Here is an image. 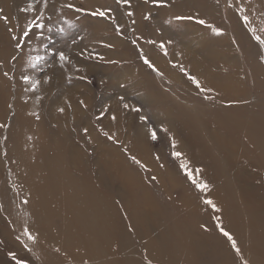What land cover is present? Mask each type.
Masks as SVG:
<instances>
[{
  "label": "rangeland",
  "instance_id": "1",
  "mask_svg": "<svg viewBox=\"0 0 264 264\" xmlns=\"http://www.w3.org/2000/svg\"><path fill=\"white\" fill-rule=\"evenodd\" d=\"M197 1L202 4L189 9L185 6L179 12L178 6L185 4L183 3L184 0H167L166 6L153 4L152 0H130V4L127 6L118 5L116 0H47L46 7L44 6V0H39L36 12L25 13L21 9L27 6L29 0H0V51L7 50L4 56L0 55V163L4 169V175L0 174V264H16V260H13L9 253H15L18 260L23 259L27 264L46 262L43 258L40 260L39 257L35 256L36 253H39L38 250L43 249L48 254L52 247H59V244L54 243L53 240L62 242L68 237L61 227L62 217L56 215L52 219V223L56 222V226H53V230H47L53 238L51 241L47 239V243L34 244V247L27 243L24 234L25 229L22 228V226L26 228V216L23 215L26 212L21 209L20 205V202H24L27 198L24 195H19L16 186H14L16 180L21 178L14 174L13 165L18 166L14 145L15 143L19 144L18 138L23 128V116L19 117V114L22 110L25 113L24 109L17 107V102L22 101L24 103L25 99L27 101L29 99L30 102L37 97L40 99L38 104L40 108L29 111V115L33 117V120L36 119L37 123H32L26 137L29 143L38 145L37 140L32 136L38 132L42 121L47 124V117L44 116L42 110L62 93L71 92L72 90L74 92L73 103L75 101L80 110V114L77 113L74 116L78 118V123L76 124L77 128H73V130L76 129L78 136L82 134L89 138L86 139V142L78 143V147L80 148L79 151L84 152L85 155L84 158L81 155L82 161L89 164V170L95 171V175L90 174L91 172H84L82 175L85 174V177L91 176L96 181L98 170L96 164L100 165L99 170L102 171L105 180L100 189L105 194L103 195L104 198L112 204H105L104 210L96 208L94 205L90 207V223L85 221L83 227L76 228L78 230L76 234L79 245L70 249L64 245L60 251L61 253L58 254L60 258L58 264H63L61 263L62 258H68L81 249L87 256L91 255V251L87 248L88 245H82L87 242V235L90 233L89 226L98 224V229L101 232L104 228L101 226L104 223L102 216L108 212L113 215H111L113 224L111 223L112 226L108 228V240L112 239L108 250L118 251L116 250V240L118 242L116 233L127 234V222L123 216V208L121 211L117 206L120 207L123 200L131 204L129 199L134 197L131 190L124 189L126 186L125 179L119 175L118 170L111 168L109 171L106 169L104 157L102 156L103 153H106V149H111L112 152L117 153L119 165L128 167L135 174H132L133 179L137 178L140 181L143 179L141 176H145L146 179L142 180L143 186L150 183L144 189L149 196L151 194L149 202L152 204L157 203L156 208L154 209L149 202L145 201L143 188L136 189L133 192V195L137 198H134L137 208L148 213L152 212V208L159 211L161 207H164L166 211H163V214L169 215L171 211L176 213L177 219L175 220L178 222L176 225L179 226L182 236L177 237L175 230L173 238H171L172 246L174 243L179 244L176 251L173 250V259L181 258L183 253L186 254L185 264H200V262L203 264L204 257L209 258L213 264H217L216 259L214 261V258L217 257L212 258L211 254V250L216 248L206 246L210 244V241L205 240L206 245L201 244L202 252L199 251V245L203 239L202 232H218L221 240L220 244L232 246L231 241L220 230L221 228L225 230V227L221 222L215 220L214 208L204 202L208 199L212 200L210 189L215 185L211 176L205 181L201 180V174L206 173H204L206 161L201 157L197 161L196 167L191 171L197 182L207 183L209 191L197 188L190 179H183V177H187V174L185 169L181 168L182 155L180 157L173 155L174 152L182 153L179 149L180 145L177 142L178 140L175 142L171 140L176 137L177 132H173L167 122L169 123V117H172L175 121L180 120L182 128H185V123H188L191 131V126L199 127L200 125L211 124V120L214 121L218 115H229V112H231L229 109L231 107L225 106L223 100L234 98L229 93L232 90L237 97L236 101L248 103L247 108L244 106L235 107V112L242 116L252 114L254 118H257L255 114L259 113L260 109L249 104L255 103L264 106V60L261 59L264 56V46L259 45V42L253 38L250 31L253 28L250 25L253 24L251 22L257 20L248 19L247 22L244 21L243 16L247 15L238 1H235V3L234 0ZM67 5H73L74 7L69 8ZM102 6L112 8L114 22L113 20L93 17L88 14L90 11ZM208 7H211V9ZM77 8H82L85 11L77 12L75 10ZM129 11L133 13L131 17L127 15ZM149 13H151L150 17L145 19V16ZM41 15L42 20L37 22L43 23L45 27L42 29L34 28L33 32L36 35L30 33L32 38L26 41L22 49H16V42L12 40V35L20 36L27 23ZM188 15L203 19L206 24L200 25L194 20L175 19L176 16ZM4 17H7V20ZM217 17L219 18L216 19ZM117 25H120L119 32L116 30ZM209 25L222 29L223 34L217 36ZM9 29L12 30L11 33ZM241 33L244 34V39ZM256 35L264 39V31H260L259 28L256 30ZM149 41H155V43ZM169 41L171 43H168ZM161 42L165 46L164 49L160 47ZM180 43L185 48L193 51L192 58L188 59L186 55L182 60L173 58V54L178 55V57L183 54L177 51L181 49ZM148 45L150 46L149 53L148 50L145 51V47ZM210 47L214 48L215 54L210 51ZM205 49L214 55L208 54V62H206L213 63L212 72L221 73L225 77L231 76V79H233L232 84L222 90L215 89L214 85H217L216 83L209 85L200 83L201 88L211 89V91L213 89L214 91L211 94H208L207 91H201L189 79V76H194L192 69L188 67L189 64L198 67L206 64L205 60L202 59V57L206 58L207 56ZM165 50L167 54H165ZM61 51L69 58L63 66H61L58 59V53ZM186 51V49H183L184 54ZM13 56H16L17 59L13 60ZM36 56H40L42 59L36 63L35 67H32L33 61L31 58ZM142 56L147 57L154 67L145 64ZM158 58H161L164 62L162 66L158 65ZM187 60L189 61L187 62ZM176 71L183 78V81L172 80L169 73ZM4 73L8 75L5 76ZM25 75L31 78L30 82L26 83L22 79V76ZM46 78H50L47 83H45ZM37 80L40 83L33 89L32 83ZM27 95H29V98H26ZM18 98L20 100H17ZM121 98L123 99L121 100ZM81 101H83V104ZM115 103L119 115L116 120L122 119V122L120 127H118V124L115 125V122L106 127L103 124L105 120H109L111 106ZM72 104L66 103L69 114L66 110L63 114L58 111L57 119L56 117L55 119L58 121L62 119L61 121L65 123L73 121L71 119ZM125 104L128 107H125ZM194 104L202 108V111L198 110L199 113L203 114L200 117L202 121L197 120V116L192 117L193 120H189V118L187 120L188 115H193L192 112H196ZM129 105L132 106V109ZM174 106L181 108V110ZM135 109H139V111ZM185 109L189 111H185ZM262 110L264 111V109ZM166 113L169 114V117L165 116ZM128 116L131 117V129L124 119ZM141 117H144V119H141ZM229 118L231 117L225 120L230 124L229 135L233 134L237 142L242 143L247 140L257 142L258 138L256 136L250 138L244 136L238 140L236 132H244V130L234 125L235 120L232 119L233 117ZM61 124L63 123L61 122ZM181 126L178 128H181ZM220 127L227 130L224 125ZM48 128L54 129L50 124H48ZM152 130H155L157 135L155 140L151 138ZM64 131H67V128L64 127ZM142 132H144V135H141ZM57 133L56 131L52 135ZM77 134L72 133L74 140L77 139ZM91 135H94V137ZM12 136L14 137L13 141L11 140ZM190 137L188 132H183L184 141L189 145H191L190 139L194 142V139ZM196 142L200 143L198 138H196ZM103 144L107 145V148ZM191 148L199 154L194 146ZM33 149L38 150V146L33 147ZM53 150L55 151L54 147ZM63 150L64 148H61V151ZM257 153L260 154V152ZM12 154H15L14 157H12ZM32 156L35 158L37 154L32 151ZM132 157L136 158L135 161ZM128 169L127 171H129ZM196 169H200V172L197 173ZM248 171L256 173V177L252 180L249 179L248 183L256 186L257 182H262V175L258 171L255 172L254 169ZM71 172L73 173L75 170ZM74 175L78 179L87 180V178L81 177V174ZM127 181L131 183L130 179ZM97 185L98 183L95 182L94 187ZM2 188H5V190L2 191ZM181 190L196 197L194 204L183 206L185 204H182L180 198L182 195L178 194V191ZM253 192L262 195L261 202L264 203V190L257 188ZM1 193L5 195V200L1 198ZM103 196L96 202L102 203L105 200H102ZM161 201L163 204L160 206ZM15 209H18V212H15ZM75 209L78 208L73 207L70 211L77 214L78 212H75ZM168 215L164 218L165 226L163 230H166V233L174 228L171 224L174 218L170 220L167 217ZM191 215H195V218L190 221L191 224H188V230H193L197 238L188 234L186 229H183L185 218L188 221V216ZM197 215H204L205 219H196ZM199 220H205L207 223L202 224ZM156 222L150 225L149 228L152 227V232H159L161 237H165L162 235L163 232L161 233L163 230L155 231L153 228L157 225ZM33 230L41 234L40 230ZM132 230L130 233H135ZM94 232H98V230L95 229ZM144 232L146 231L144 230ZM33 235L39 236L37 233ZM80 236H86L84 237L86 240H81ZM163 240L160 237L156 238L151 244L153 249L155 250L157 246L162 245L170 247V242L163 243ZM127 245L134 249L135 242L130 241ZM234 253L236 254V263L234 264H242L243 258L241 259L240 252ZM115 254L117 258L113 261H122L121 256L118 258L119 254ZM48 256L52 261L53 257L49 254ZM112 257L114 256L112 255ZM164 258L163 261L157 259V262L168 264V256ZM87 259L84 258L83 262L72 260L68 264H99L103 261L102 258L95 256ZM84 260L86 261L84 262ZM154 260L155 258L150 264H155ZM145 264H149L147 258ZM218 264L231 263L222 261Z\"/></svg>",
  "mask_w": 264,
  "mask_h": 264
},
{
  "label": "bare ground",
  "instance_id": "2",
  "mask_svg": "<svg viewBox=\"0 0 264 264\" xmlns=\"http://www.w3.org/2000/svg\"><path fill=\"white\" fill-rule=\"evenodd\" d=\"M184 1L185 2L183 3L185 4H180V6H178L179 12L182 11L181 9L185 6H187V8L189 9L198 7L202 4L197 0ZM235 1H238L239 5L246 13L248 19L257 20V23L251 22L253 24L250 25L256 30L257 28H259L260 31H264V0H234V3ZM208 8L211 9V7ZM218 18L219 17H217L216 19ZM241 36L244 39L243 33H241ZM180 46L181 49L176 50L178 51V53H183L182 56L178 57V55L176 56V54H173V58L182 60L185 55L188 59L190 57H193V51L185 48L184 46H182V44ZM149 47V45L145 47V51L148 50V53L150 51ZM183 49L187 50L185 54L183 52ZM204 51H206V49ZM210 51H213V54H215L213 47H210ZM210 51H206V58L202 57V59L205 60V63L208 62V54L214 56ZM0 52V55L4 56L7 50L3 49ZM197 54L199 55V53ZM149 57L151 58V55ZM158 59V65L162 66L164 62L161 58ZM188 61L189 60H187V62ZM218 64H220V62H218ZM188 67L192 69L193 75L203 85L216 83L217 85H214L215 89L218 90L219 88L220 90H222L225 89L226 86H230V84H232L233 79H231V76L225 77L221 73L212 72L211 67H213V63H206L202 66L199 65V67L194 64H189ZM169 74L172 80L175 79L183 81V78L179 76L177 71L170 72ZM212 91L214 90L212 89ZM212 91H207V93L211 94ZM229 93L231 94V97L234 98L223 100V104L225 106L231 107L229 108L231 110V112H229V115H218L214 119V121L211 120V124L200 125L199 127L191 126L192 131L190 130L188 123H185L186 127L182 128L180 120L175 121L172 117H169V114L167 113L165 114V116L169 117V123L167 122L169 128L172 129L173 132H177L176 137L171 140L172 142L178 140L177 142L180 145L179 149L182 152V161L186 163L187 168L191 170L196 167V164H198L197 161L200 160L201 157L206 161V163L204 164V173H206L201 174V180L205 181L209 176H211L214 180L213 184L215 185H213V187L210 189V195L212 196L210 198L216 205V208L213 209L216 215L215 220H217V222L219 223L221 222L225 227V231L230 233L233 239L236 241V246L240 249L239 252L241 254V259L243 258L242 262L247 264H264V203L261 202L262 195L253 192L257 188L261 189L262 191L264 190V111L262 110L264 109V106L255 103L249 104L255 108L260 109L259 113L255 114L257 118H254L252 114L242 116L239 113L235 112L234 108L237 106H244L247 108L248 103H230V101H236L237 97L233 90ZM73 96V90L71 92L66 91L59 97L55 98L51 102V104H48L47 107L42 110V112H44V116L47 117V124L42 121L41 127L38 132L32 136L37 140L38 145L29 143L26 137L28 131L32 126V123H37V120H33V117L29 115V111L37 110L38 108H40L38 106V104L40 103V99H38L37 97L36 99H32L30 102L29 99L28 101L25 99L24 103H22V101L17 102V107L19 106L20 109H24L25 113L22 110V112L19 114V117L23 116V128L19 134V144L17 145L15 143L14 145L16 154L15 158L18 159V166L14 164L13 171L15 172V175L17 174L21 178L20 180H16V185L14 186H16L19 195H24L27 198L25 200L27 201V203H25V201L22 203L20 202V205L21 209L26 212L23 215L26 216V228L28 232L31 233L32 236H34V233H37L39 235L34 236L35 240H30L27 235L25 236V238H27V243L33 247L34 244L41 245L43 243H47V239L51 241L53 238L47 230H53V226H56V222L54 224L52 223V219L56 215H60L62 217L61 227L63 231L68 235V237L62 240V242L53 240L54 243L59 244V247H52L50 253H48L53 257L52 261L50 260L46 251H44L43 249L38 250L39 253H36L35 256L39 257L40 260L42 258L43 260H46V262H41L40 264H58L60 261L58 254L61 253L60 251L62 250L64 245L68 249L74 248L75 246L79 245V240L76 234L78 230L76 228L83 227L85 221L90 223V207H93L94 205L96 206V208L104 210L103 207L105 206V204H112L108 199L104 198L103 195L105 194L100 189L105 182L102 171L99 170L100 165L96 164L99 170V172L97 170L96 181L91 176L85 177V174L82 175V173L84 172H91L90 174L93 173L95 175V171L89 170V164H86L84 161H82V156L83 158L85 156L84 152L79 151L80 148L78 147V143L86 142V139L88 140L89 138L83 136L82 134L78 136L76 129L73 130V128H77L76 124L78 123V118L74 116L77 115V113L80 114V110L76 106L75 101L73 103ZM26 98H29V95H27ZM17 100H20V98H18ZM67 102L70 104L73 103L71 108V119H73V121L69 123L61 121L62 119H59V121L56 120L58 109H64L61 114H63L65 110L68 112V114L70 113L68 110V105H66ZM194 106L196 112H192L194 113L193 115H188L187 120L188 118L189 120H193L192 117L195 116H197V120H200V117L203 116V114L198 112V110L202 111V108L196 106V104H194ZM111 108L113 110L111 109L109 120H105L103 125L109 127L115 122V125L118 124V127H120L122 119H120L119 121L116 120V118L119 117L116 111L117 104L115 103L113 106H111ZM177 109L181 110V108ZM185 111L189 110L185 109ZM113 116L116 117L115 120L112 119ZM130 116L123 118L125 119V123H128L131 129L132 123ZM228 117H233L232 119L235 120L234 125L244 130V132H236L238 140L244 136H246L247 138L256 136L258 138L257 142L249 140L242 143L237 142L233 134L229 135L230 124L225 122ZM61 122L63 124H61ZM48 124L52 125L58 133L52 135L56 131H54V129H49ZM221 125H224L227 130L221 128ZM180 126L181 128H178ZM64 127L65 129L67 128V131H64ZM184 131L190 134L195 143L191 139V145L184 141ZM219 131L223 132L217 133ZM73 132L77 134L76 140L73 139ZM141 135H144V132H142ZM91 136L94 137V135ZM196 138L199 139L200 143L196 142ZM11 140H14L13 136L11 137ZM37 146L38 150L33 149V147ZM104 146H106L107 148V145ZM193 146L197 149L199 154L191 148ZM53 147L55 148V151L53 150ZM61 148H64V150L61 151ZM252 149L254 150L253 152ZM107 150L108 149H106V153L102 154V156L104 157V165L106 166V169L109 170L112 168L118 170L119 175L125 179L126 186L124 189L131 190L132 196L135 199L137 198L133 195V192L136 189L138 190L140 188H143L145 193L144 199L145 201L149 202L151 194L149 196L144 188L148 187L150 183L147 184V186H143L142 183V180L144 181L146 179L145 176H141L136 173L143 179L140 181L137 178L133 179L132 174H135L125 165H119V157L117 153L115 151L112 152L111 149H109L108 151ZM32 151L37 154L35 158L32 156ZM257 152H260V154ZM15 154H12V157H14ZM127 169L129 171H127ZM251 169H254L255 172L258 171L262 175V182H257L256 186H253L252 183H248L250 181L249 179L252 180L256 177V173H254V171L253 173H250L248 171ZM3 170V166L0 163L1 175H4ZM72 170H75V172H73L74 174H81V177L87 178V180L76 178V176L71 172ZM123 178L122 180H124ZM128 179L131 180V183L130 181H127ZM183 179L189 178L187 176L185 178L183 177ZM95 182L98 183L96 187H94ZM1 190L3 191L5 190V188H2ZM178 194L182 195L180 198L182 204H185L183 205L184 207L189 206L191 203L194 204L196 200V197L194 195H188L183 190L178 191ZM101 196H103L102 200H105L102 203H97L96 200L100 199ZM1 198L5 200V195L3 193H1ZM134 198L129 199L131 200V204L123 200L120 207L117 206V208L121 211L123 208L124 213H122L125 221L127 222V234L121 235L116 233V237L118 239V242L116 240V250H118L117 252L108 250L109 243L112 240H108V228L113 224V218L111 217L112 214L108 212L107 214H104L102 216V220L104 221V223L101 224V226L104 228L101 230V232L98 229V224L89 226L90 233L87 235V242L83 243L82 245H88L87 248L91 251V255L87 256L86 254H84L83 249H81L79 252L74 253L68 258H62L61 263L68 264L71 263L72 260L83 262L84 258L87 259L95 256L100 259L102 258L103 261L99 262V264H145L146 258L148 263L153 262V258H155L154 263L160 264V262H157V259L159 261H163L165 259L164 257L168 256V264H185L184 258L186 257V254L182 253L181 258H174L175 260L172 258L173 250L176 251L177 246L179 245L177 243H174L172 246L171 238H173L174 231L176 230L175 235L177 237L182 236L179 226L176 225L178 223L175 220L177 219L176 213L171 211L169 212V215L163 214L162 212L166 211L164 207H161L159 211L154 210L157 206V203L152 204L150 202V206L154 207V209L152 208V212L147 213L143 211V209L137 208L138 206ZM162 204L163 203L161 201L159 205L161 206ZM114 205L116 206V204ZM73 207L78 208L75 209V212H78L77 214H74L70 211V209ZM217 208L219 209V211L216 210ZM14 211L18 212V209H15ZM185 213L187 214V212ZM166 215H168L167 217H169L170 220H173L172 218H174V220L171 222V224L173 225L172 227L174 228L171 231H167L168 233H166V230H163L165 226L164 218ZM188 217V221L185 218V221L183 222V229H186V232L188 234L197 238L194 235L193 230H188V224L195 218V215H191ZM196 219H205V216L197 215ZM155 221H157V225L153 228L155 229V231L163 230L161 231V233L163 232L162 235L165 237H161V234L159 232H152V227L149 228L150 225L155 224ZM199 221L202 224L207 223L205 222V220ZM22 228L24 230L25 226H22ZM33 229L40 230L41 234ZM95 229H97L98 232L93 233ZM131 230L135 233H130ZM144 230L146 232H144ZM201 236L203 237V239L201 240L199 245L200 253L202 252V245H206L204 241L207 240L210 241V244L206 246H212L213 248H216L211 250V254L213 256L211 257H217L214 258V261L216 259L217 264L222 261H228L231 264L236 263V254L234 253L237 252L236 249L232 246L229 247V245L227 244L221 245L220 235L218 234V232H202ZM84 237L86 236H80L79 238H81V240H86ZM158 237L164 239L163 243L170 242V247L162 245L157 246L154 250L151 244ZM130 241L135 242L136 247L134 246V249L128 247L127 244ZM57 249L59 251H57ZM111 252L113 253L111 254ZM115 253L119 254L118 258L121 256L122 261H113L115 258H117V255ZM112 255L114 257H112ZM204 259L205 261H203V264H213L209 258L207 259L204 257ZM85 261L86 260H84V262Z\"/></svg>",
  "mask_w": 264,
  "mask_h": 264
},
{
  "label": "snow or ice",
  "instance_id": "3",
  "mask_svg": "<svg viewBox=\"0 0 264 264\" xmlns=\"http://www.w3.org/2000/svg\"><path fill=\"white\" fill-rule=\"evenodd\" d=\"M39 0H29L28 4L26 7L22 8L21 11L28 13V12H36L37 11V4H38ZM116 3L118 5H129L130 4V0H116ZM153 4H157L159 6H166L167 0H152ZM44 6H47V0H44ZM67 7L72 8L74 7L73 5H67ZM77 12H84L85 10L82 8H77L75 9ZM112 8L110 6H102L101 8L95 9L93 11H90L88 14L93 16V17H99V18H105V19H109V20H113V16H112ZM127 15L129 17H131L133 15L132 12H128ZM151 13H149L148 15L145 16V19H148L150 17ZM5 20H7V17H4ZM176 20H188V21H195L196 23L200 24V25H205L206 21L203 19H197L195 16L192 15H188V16H176L175 17ZM42 20V15L41 16H37L34 20L30 21L27 23V25L24 27V29L22 30V33L20 36H16V35H12V40H14L15 43V48L16 49H22L24 44L26 43L27 40H30L32 38V36H30V33H32V35H36V33L33 32V29H42L45 27V25L43 23H38L37 21ZM243 20L244 21H248V17L247 16H243ZM114 22V20H113ZM210 28H212V31L217 35H222L223 34V30L217 27H212L211 25H209ZM116 30L119 32L120 31V25H117ZM11 29H9V32L11 33ZM61 31H63V29H61ZM253 38L259 42V45L264 46V39H262L259 35H256V29L255 28H251L250 29ZM42 35V33H41ZM150 43H155V41H149ZM133 43H135V41H133ZM168 43H171V41H169ZM160 47L162 49H164V44L161 43ZM165 54H167L166 50H165ZM144 59V63L147 64L149 67H154L151 62L147 59V57H143ZM13 60H16L17 57L13 56L12 57ZM42 59V57L40 56H36L31 58V60L33 61L32 63V67L36 66V63H38L40 60ZM58 59L61 63V66H63L66 62H68L69 58L64 54V52H59L58 53ZM102 59V57H101ZM262 60H264V56L261 57ZM5 76H7V73H4ZM22 79L27 83L30 82V77L25 75L22 76ZM48 79L50 78H46L45 79V83H47ZM189 79L195 83L197 85V88H199L201 91H211V89H204L201 88L200 85V81L197 80V78L195 76H189ZM40 83L39 80L35 81L32 83V88L35 89L37 87V85ZM123 98H121L122 100ZM233 102H238V101H230V103ZM81 103L83 104V101H81ZM125 107H128V105H124ZM136 111H139V109H135ZM58 111L63 112L64 109L60 108L58 109ZM115 116L112 117L113 120H115ZM141 119H144V117H141ZM85 131H87L85 129ZM105 135H107V133H105ZM151 138L153 140L157 139V135L155 130H152L151 132ZM173 155L180 157L182 154L180 152H174ZM132 159L135 161V157H132ZM137 163H139V161H137ZM181 168H184L186 171V174L188 176V178L190 180H192L193 184H195V186L203 191H207L208 190V185L205 182H197V180L194 178L193 173L190 169L187 168V165L185 162L181 163ZM196 172L199 173L200 169H196ZM206 204L211 205L213 208H216V205L213 203L212 200L208 199L204 201ZM25 203H27V201H25ZM217 211H219V209H216ZM221 232L231 241L232 243V247L236 249V251L239 253L240 249L236 246V241L233 239V237L230 235V233H228L227 231H225L223 228L220 229ZM24 234L28 236V238L30 240H35V237L31 235V233L28 232L27 228H25L24 230ZM25 247H27V245H25ZM57 251H59L57 249ZM9 255L12 257L13 260H16V264H27V262L23 259H17L16 254L15 253H9ZM150 264V262H149Z\"/></svg>",
  "mask_w": 264,
  "mask_h": 264
}]
</instances>
